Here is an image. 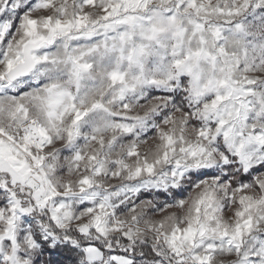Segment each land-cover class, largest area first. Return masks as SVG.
Listing matches in <instances>:
<instances>
[{"label":"snow or ice","instance_id":"obj_1","mask_svg":"<svg viewBox=\"0 0 264 264\" xmlns=\"http://www.w3.org/2000/svg\"><path fill=\"white\" fill-rule=\"evenodd\" d=\"M0 264H264V0H0Z\"/></svg>","mask_w":264,"mask_h":264}]
</instances>
